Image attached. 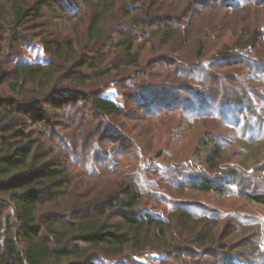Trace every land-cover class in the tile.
I'll return each instance as SVG.
<instances>
[{
  "label": "rangeland",
  "instance_id": "obj_1",
  "mask_svg": "<svg viewBox=\"0 0 264 264\" xmlns=\"http://www.w3.org/2000/svg\"><path fill=\"white\" fill-rule=\"evenodd\" d=\"M116 6V21L110 20L107 31L120 20L123 30L137 38L139 62L122 65L110 83L102 80L93 88L101 87L122 113L105 119L87 99L47 108L48 138L58 136L47 144L69 166L75 191L60 207L46 206L40 217L65 216L120 182L137 183L142 207L171 220L170 245L162 253L127 251L98 264H264V204L249 197L264 193V1L116 0ZM8 8L7 0H0V14ZM85 12L87 20L90 12ZM76 22L49 11L40 28L14 31L0 22V59L8 68L18 61L46 62L47 47L75 38L77 27L79 35L85 34L86 22ZM113 53L103 68L126 60L120 51ZM93 54L90 48L81 51ZM200 69L213 75L209 90L201 89L208 95L204 107L191 91L200 87L195 77ZM56 76V89L87 90ZM28 87L37 98L40 88ZM5 95H14L6 82L0 85V96ZM110 127L115 134L108 133ZM27 128L34 136L46 130L32 122ZM211 138L222 150L216 167L205 156ZM215 175L231 180L223 193L198 187L201 177ZM180 208L195 221L189 229L175 216ZM208 229H213L211 239L197 243Z\"/></svg>",
  "mask_w": 264,
  "mask_h": 264
},
{
  "label": "trees",
  "instance_id": "obj_2",
  "mask_svg": "<svg viewBox=\"0 0 264 264\" xmlns=\"http://www.w3.org/2000/svg\"><path fill=\"white\" fill-rule=\"evenodd\" d=\"M47 1L57 3V7L46 6ZM7 4L9 8L0 14V22H7L14 31L45 26L48 11L66 16L70 22L84 21L86 26L84 35L78 34L77 27L73 32L75 38L64 44L59 42L53 49L47 47L50 58L46 62L18 61L13 68H8L0 59V85L6 82L14 94L0 96V264H98L127 251L134 255H143L149 250L164 252L170 245L167 240L172 222L142 207V191L137 183L130 186L120 182L100 196L82 202L76 211L68 213L73 215L69 220L65 218L68 214L40 217L46 206L60 207L75 191L69 166L57 159L54 149L47 144V139L58 137L51 134L48 138L47 108L60 109L87 99L96 114L105 119L122 113L121 105L104 97L101 87L93 88L103 84L102 80L110 83L111 76L123 66L139 62L140 54L135 52L137 38L123 30L120 20L112 25L111 33L107 31L110 20L116 21V0H36L34 3L7 0ZM86 9L90 12L87 20ZM125 14L130 16L129 12ZM89 48L95 54L82 56L81 51ZM202 49L203 42L199 46L200 54ZM113 51H120L126 60L103 68L101 64L109 61ZM62 61L70 68H63ZM198 73L195 77L200 87H192L191 91L199 106L204 107L208 95L201 89H207L206 84L213 75L205 69ZM57 74L71 85L87 90L54 88ZM28 84L40 88L36 90L39 93L35 92L37 98L30 96L35 90ZM30 122L43 124L46 130L34 136L27 128ZM110 128L108 133L115 134ZM208 144L206 159L216 167V160L222 155L221 147L213 138ZM223 177L203 176L198 187L223 193L225 185L231 183ZM249 197L264 204V193ZM175 216L180 217L186 229L195 222L191 213L182 208L177 209ZM212 231L201 232L197 243L211 239ZM234 263L233 260L224 264Z\"/></svg>",
  "mask_w": 264,
  "mask_h": 264
}]
</instances>
